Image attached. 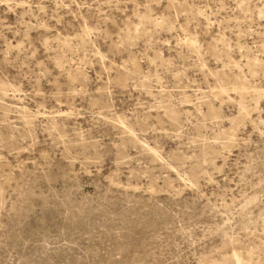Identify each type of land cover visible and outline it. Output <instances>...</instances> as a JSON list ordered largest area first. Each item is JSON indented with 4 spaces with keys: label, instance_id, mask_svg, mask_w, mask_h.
Wrapping results in <instances>:
<instances>
[{
    "label": "rangeland",
    "instance_id": "1",
    "mask_svg": "<svg viewBox=\"0 0 264 264\" xmlns=\"http://www.w3.org/2000/svg\"><path fill=\"white\" fill-rule=\"evenodd\" d=\"M0 264H264V0H0Z\"/></svg>",
    "mask_w": 264,
    "mask_h": 264
}]
</instances>
